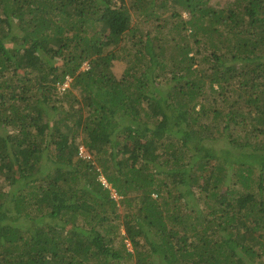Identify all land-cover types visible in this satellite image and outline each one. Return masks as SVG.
Instances as JSON below:
<instances>
[{"label":"trees","instance_id":"obj_1","mask_svg":"<svg viewBox=\"0 0 264 264\" xmlns=\"http://www.w3.org/2000/svg\"><path fill=\"white\" fill-rule=\"evenodd\" d=\"M0 264H264V0H0Z\"/></svg>","mask_w":264,"mask_h":264},{"label":"rangeland","instance_id":"obj_2","mask_svg":"<svg viewBox=\"0 0 264 264\" xmlns=\"http://www.w3.org/2000/svg\"><path fill=\"white\" fill-rule=\"evenodd\" d=\"M225 1H227V0H225ZM172 15H173V12H171V13L168 12L167 14H165V16H172ZM183 16L187 18L188 17V14L184 12L183 13ZM177 20L178 19H175V21H177ZM193 46H194V48H193V51L194 52L197 51L196 49H199L200 51H203V53H206L207 52L206 49L200 48L201 44H197L196 41L193 42ZM112 66H113V69L115 68V70L118 71V66H117L116 62ZM88 67H89L88 64H84V66H83L84 69H87ZM67 82H66V84H70L71 80H69L68 83ZM68 87H65V85L64 86H61L60 89H59V92L60 93H64L65 89H67ZM235 98H237V96H235ZM242 101H244V100H242ZM206 106H208L209 108L213 106L212 99L211 100H208L206 102ZM197 109H199V107H197ZM85 117H87V116H85ZM212 118H213V114L210 112L209 115H208V117L204 118L206 120H204L203 122H208L209 121L211 123V119ZM10 132H12V133L15 132L16 133V129L11 128L10 129ZM83 151H84V155L86 157H89V154L85 150H83ZM107 178H109V177H107ZM113 179L110 178V182H113L115 184L116 188L122 189L123 187H127V186H122L119 181L115 180V178H113ZM101 180L104 181L103 177L101 178ZM159 181L165 184V186L162 187L163 192H164V195H168L170 193H172L171 195H174V185H171V183H170L169 180H166V178L160 176V177L157 178V182H159ZM112 192H113V194H112L113 195V198H115L116 201L120 202V205L117 206V209L119 210L120 213L126 214L127 213V210H129L130 207H125V205H123L121 203V199L122 198L119 197L118 194L115 191H112ZM176 195H178V194H176ZM126 232H127V230H124V231L122 230L123 237L126 236Z\"/></svg>","mask_w":264,"mask_h":264},{"label":"clouds","instance_id":"obj_3","mask_svg":"<svg viewBox=\"0 0 264 264\" xmlns=\"http://www.w3.org/2000/svg\"><path fill=\"white\" fill-rule=\"evenodd\" d=\"M88 69V68H87ZM69 87H70V85H69ZM81 149H83V150H85L86 151V149L85 148H81ZM81 149H80V155L83 157V158H90V155H89V157H86L85 155H84V152L83 153H81ZM87 152V151H86Z\"/></svg>","mask_w":264,"mask_h":264},{"label":"built area","instance_id":"obj_4","mask_svg":"<svg viewBox=\"0 0 264 264\" xmlns=\"http://www.w3.org/2000/svg\"><path fill=\"white\" fill-rule=\"evenodd\" d=\"M68 82H69V80H68ZM68 82H67V83H68ZM64 85H65V87H68L70 84H66V83H65ZM64 85H63V86H64ZM68 88H69V87H68ZM83 152H84L83 149H81V153H83Z\"/></svg>","mask_w":264,"mask_h":264}]
</instances>
